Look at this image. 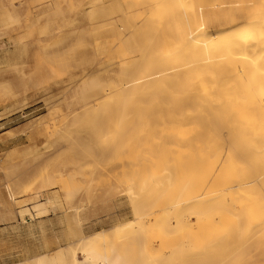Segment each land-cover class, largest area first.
I'll list each match as a JSON object with an SVG mask.
<instances>
[{
  "label": "bare ground",
  "instance_id": "bare-ground-1",
  "mask_svg": "<svg viewBox=\"0 0 264 264\" xmlns=\"http://www.w3.org/2000/svg\"><path fill=\"white\" fill-rule=\"evenodd\" d=\"M75 4L79 9H72V5L58 4L56 8H52L54 5L40 8L34 14H42V17L47 14L48 18L49 11L54 13L51 35L55 36L53 40L61 42V49L73 44L85 43L84 41L87 40L95 41L96 51L93 56L100 62L91 64L85 76H91L102 69L111 72L108 80L103 81V88L97 85L101 88L97 93V101L100 99L98 102L103 103L111 98L113 102L111 101L112 104L109 107L112 108L117 119L121 118L118 116H128V111L134 115L144 112L155 123L159 121L154 119L155 116L165 111L168 106L170 107L168 102L165 108L161 103L169 97L170 99L174 97L178 103L185 102L190 106L188 113L193 114L190 116L196 117L195 114H201L202 117L199 115H197L198 118L196 117L200 122L199 130L195 135L215 139L214 146L232 157L235 176L230 179L231 183L227 189L215 194L205 192L207 195H188L181 200L176 211L174 210L177 216L190 218L192 213H198L208 219L219 218L221 209L226 206L243 212L244 215L240 220L246 225L237 224L225 234L212 238V241H209L210 235L206 233L204 239L198 243H192L189 239L179 248L163 243L165 245L155 246L157 247L155 251L146 247L136 249L130 252V257L127 256L129 259H125L119 257L112 248H108V244L116 249L117 246L110 242L112 236L125 233L127 230L135 231V227L128 223L113 228L109 237L105 235V228L94 229L86 234L87 229L85 230L84 224L89 214L99 212L98 210L104 212L107 201L103 200L98 206L100 199L83 198L81 202L78 201V204L69 207L71 209L69 232L57 235L58 246L52 247L53 242L48 238L43 218L51 213L57 214L60 210L67 209L69 194L66 195V200H62L60 192L51 191L52 188L55 189L56 184L60 186L59 190L65 187L63 170L60 168L59 171L56 170L58 175L54 171L55 175L50 178V181L51 179L54 181L56 176L58 179L44 186L42 184L41 187L39 186L40 189L34 185L26 186L28 183L26 181L37 174L35 171L39 169L34 168L37 162L39 168L40 162L44 160L46 163L53 160L57 165H63V163H57L60 162L59 160L56 162L55 156L57 157L58 152L63 151L64 144L58 145L53 136H57L59 140L65 137L66 135L63 137L62 135L66 127L62 120H54L52 131L48 129L51 128L48 126L35 129L40 136L41 145L35 141L32 144L33 147L23 151V155L29 158L28 162L35 169L30 170L32 174L7 161L5 164L8 165L0 167L2 170L0 172V222L13 224L19 219L17 217H20V220L16 221L17 224L11 225L12 228L20 231L26 225L30 235L20 253L16 256L11 255L14 257L13 261L7 264H205L203 262L212 253L216 257L212 259L214 264H225L223 258L230 252L238 257L243 250L259 243L262 236L257 229L251 238H245V232L251 226L258 225L259 190L263 187L258 178L261 176L264 179V0H78ZM4 13L8 16L10 23L18 19L17 11L13 9L7 8ZM83 24L88 26L85 30ZM84 45H86L85 48L88 47L87 44ZM52 46L53 44L44 45L43 50L48 51L47 55L51 59L55 56L62 57L60 48L50 50ZM78 48V50L81 49L80 45ZM66 54L70 56L73 53L69 54L68 51ZM61 57L58 59L61 60ZM68 58L66 61L69 60ZM57 60L51 61L54 64ZM80 60L82 63L85 61ZM77 62L75 61L76 65L80 67L82 63L77 64ZM16 65V63L12 64L14 68L17 67ZM97 84L101 83L97 82ZM190 84L194 85L191 89L187 88ZM175 92L179 95L174 96ZM242 92L244 95H241ZM90 99L89 103L86 101L90 105L87 107L85 103L83 105L87 109L91 103H98L95 101L96 98L91 101ZM248 99H250L248 102L250 107H247ZM46 103L51 108L60 107L53 101H46ZM83 106L82 108L85 109ZM60 109H58L59 112ZM78 122L80 121H77V124ZM91 135L92 133L89 136ZM188 150L183 146L174 147L170 155L178 166H181L182 162L190 161L191 169L197 162L194 160L200 157L202 148L200 149L199 144H196L191 149L194 154H190ZM53 153H55L53 155L55 159L50 157ZM186 169L189 170L188 167ZM25 172L31 177H25V179ZM25 176L28 175L25 174ZM170 176L168 174L167 177ZM22 178L26 181L22 182L24 181L21 180ZM138 183L136 181L127 183L129 185L123 190L125 194H128L135 213L139 212L142 205L140 202L144 196L136 201L141 188ZM141 186L143 187L144 184ZM2 188L7 194L6 199L2 198ZM20 194L29 195L30 200H40L41 195L44 198L34 205V211L25 207L15 212L16 207L11 208L10 202ZM242 198L247 203L240 204ZM27 215L29 219L26 218ZM36 220L38 223H34ZM125 222L126 220L123 223ZM37 224L39 228H36ZM64 240H66L65 245L62 244Z\"/></svg>",
  "mask_w": 264,
  "mask_h": 264
},
{
  "label": "rangeland",
  "instance_id": "rangeland-1",
  "mask_svg": "<svg viewBox=\"0 0 264 264\" xmlns=\"http://www.w3.org/2000/svg\"><path fill=\"white\" fill-rule=\"evenodd\" d=\"M75 2H78V0H0V31L4 33L2 35L0 32V132H4L0 142L3 147L2 156L5 162H11L29 173L33 167L28 162L30 161L29 158H25L23 155V151L33 147L32 144L35 141H38V145H41L40 136L37 135L35 129L48 126L51 127L48 129L52 131L54 120H62L63 123L65 122L64 127L67 128L63 129L62 137L66 136L62 139L59 140L57 136H53L56 138L57 144L59 143L58 145L64 144L63 151L61 150L58 154L56 152L57 157L55 156L56 162L60 161L57 162L58 164L63 163V165H60L62 168L52 160L55 159L53 158L55 153H53L50 155L52 161L47 158L51 162L48 160L47 163L46 160L40 162V168L43 171L40 170L38 162V166L34 163L36 165L34 168L40 171H35L37 174L33 172L35 175H32L30 180L21 179L24 180L22 182H28L26 186L33 187L34 185V187L40 189L42 184L44 186L58 179L56 176L54 181L52 179V182L50 181V178L55 175L53 174L54 171L56 173L59 168L63 170V180L67 186L63 184L65 187L61 189L62 192L58 189L60 186L56 184L57 186L54 185L55 189L52 188L51 191H55L54 193L60 192L62 200H66V195L69 194V200L67 199L66 203L67 209L60 210L57 214L51 213L43 218L48 238L53 242L52 247L58 246L56 243L57 235L69 232L68 228L71 225L69 216L71 209L69 207L78 204V201L81 202L83 198L100 199L98 206L103 200L107 201L104 212L98 210L99 212L89 214V218L84 224L85 230L87 229L86 234L88 231H94V229L105 228V235L109 237L113 228L128 223L135 227V231L128 232L127 230L125 233L112 236L114 241H118L116 243L112 239L110 240L111 244L117 246L116 249L108 244V248H112L119 257L125 259H129L130 252L136 249L140 250L146 247L151 251H153L152 249L155 251L157 249L155 246L165 244H171L174 248H179L189 239L192 240V243H198L207 234L210 235L209 241H212V238L225 234L237 224L246 225L240 220L244 215L243 212L232 210L226 206L221 209L219 218L211 217L208 219L198 213H192L190 218L177 216L176 207L188 195L215 194L227 189L231 183L230 179L235 176L232 157L227 152L214 146L215 139L195 135L199 130L200 121L197 119L199 114H195L197 118L190 116L193 115L188 113L190 106L185 102L178 103L174 97L171 99L169 97L168 100L161 103L163 108H165L166 102L170 104V107L168 106L165 111L158 114L156 112L158 116L156 115L154 119L159 121L155 123L144 112L134 115L131 111H128V116H118L121 118L117 119L112 108L109 107L113 102L111 98L103 103L101 101L103 104L101 105L98 102L100 99L97 101V93L103 88L104 85L102 84L108 80L111 72L102 69L91 76H85L91 64L100 62L93 56L96 51L95 41L87 40L84 41L85 43L73 44L61 49V42L53 40L55 36L51 35L54 13L49 11L48 18L47 14L43 17L42 14H34L40 8H48L50 5H54L52 8H56L58 4L72 5V9L77 10L79 7ZM7 8L17 11L18 19L14 22L10 23L8 16L5 15L4 12ZM83 27H85V30L88 26L83 24ZM18 42L19 44H17ZM50 44H53L50 50L54 48L59 50L60 48L62 57L55 56L51 59L47 55L48 51L45 52L43 46ZM84 44H87L88 47L85 48L86 45ZM77 45H80V48L83 46L82 48L85 49L78 50ZM11 48L13 50L19 48L25 54H11ZM68 51L69 54L73 53L78 57L73 54V56H67ZM63 54L67 56L66 60L70 57L68 58L69 62L65 60ZM60 57L64 62L58 59ZM55 59L58 60L54 61L53 64L51 60ZM74 59L80 64L82 63L80 59L85 61L79 67L73 61ZM15 62L17 67L14 68L12 64ZM58 71L60 72L58 73ZM97 82L101 84L99 85ZM193 87V84L187 86L190 89ZM177 95L179 93L175 92L174 96ZM241 95H244V93L242 92ZM90 98H96L95 101L98 103H91V106L87 109L86 107L90 104H87L86 101L89 103ZM249 100L246 102L247 104ZM46 101H53L55 105L57 104L60 107L51 108ZM96 104L97 106H95ZM90 107L91 109H89ZM247 107H250V105L248 104ZM77 121L80 122L77 124ZM83 121L84 123H82ZM30 125H33V127L29 128ZM87 127L89 128L87 129ZM68 133L72 137L67 136ZM89 133H92V137L89 136ZM78 140L79 142H77ZM153 140L155 142L152 143ZM196 144H199L202 151L200 157L194 160L197 161L194 167L190 169V161L182 162L181 166H178L170 155L171 149L183 146L185 149H189L187 152L194 154L191 149ZM41 163L43 164L41 165ZM45 170L49 172L47 173ZM32 171L29 174H32ZM26 172L25 174L28 176L24 174V178L31 177ZM38 172L40 173L38 174ZM168 174L171 176L167 177ZM56 175L58 174L56 173ZM258 180L263 185L259 190L258 225L251 226L245 232V238H251L257 229L262 236L261 241L252 245L249 249L243 250L238 257L230 252L223 258L225 264H264V179L260 176ZM134 181L139 182L138 185L141 187L136 201H139V197L144 195L138 213H135L128 194L123 191L125 187ZM127 183L129 184L127 185ZM141 184H144V188ZM2 194V198L6 199L7 194L4 190ZM39 198L40 200H30L29 195L20 194L14 201H11L12 204L10 202V207H16L15 212L25 207L34 211V205L43 200L44 197L41 195ZM241 203L245 204L247 201L242 198ZM26 218L29 219V215ZM17 219L20 220V217H17ZM18 220H15L13 224H17L16 221ZM125 220L127 223H123ZM34 223H38V220ZM13 224H0V264L6 263L2 260L7 261L10 259L9 262L13 261L14 257L12 256L18 255L23 244L30 238L26 225L25 229L19 231L12 228L11 225ZM37 227L39 228V225ZM202 234L204 235L202 236ZM65 241H62V244L65 245ZM215 258V254L212 253L203 263L214 264L212 259Z\"/></svg>",
  "mask_w": 264,
  "mask_h": 264
},
{
  "label": "crops",
  "instance_id": "crops-1",
  "mask_svg": "<svg viewBox=\"0 0 264 264\" xmlns=\"http://www.w3.org/2000/svg\"><path fill=\"white\" fill-rule=\"evenodd\" d=\"M12 53H13L14 55H15V54H18V55L25 54L24 52H21V51L19 50V48H18V50H17V49L13 50V49L11 48V54H12ZM15 63H16V62H15ZM16 64H17V63H16ZM2 134H4V132H0V140H1ZM0 146H1V142H0ZM3 152H4V151H3V147L1 146V147H0V167L5 166V165H8V164H5V160H4L3 156H2V153H3ZM0 172H2V170H0ZM0 177H1V176H0ZM1 223L3 224L4 222H0V224H1ZM4 224H5V223H4ZM24 227H25V226H24ZM24 227H23V228H24ZM23 228H22V229H23ZM22 229H21V230H22ZM12 230H13V229H12ZM15 230H16V229H15ZM9 260H10V259H8L7 261H4V260H2V261L6 262L5 264H7V263L9 262ZM4 262H3V263H4ZM11 262H12V261H11ZM11 262H10V263H11Z\"/></svg>",
  "mask_w": 264,
  "mask_h": 264
}]
</instances>
